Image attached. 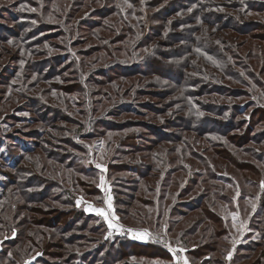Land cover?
<instances>
[{
	"label": "trees",
	"instance_id": "obj_1",
	"mask_svg": "<svg viewBox=\"0 0 264 264\" xmlns=\"http://www.w3.org/2000/svg\"><path fill=\"white\" fill-rule=\"evenodd\" d=\"M54 1L49 0V2ZM83 1L73 11L71 4L66 9L69 29L65 22L59 26L60 29L54 27L49 20L50 15L44 17V11L49 10L50 14L49 4L40 9L38 15L26 7L23 9L24 12L19 11L22 4L31 5L35 8L34 10H37L33 0H17L10 6V19L15 30L7 31L8 28L0 27V41L6 42L12 37L16 39L13 45L15 54L10 61L16 66L4 68L6 70L4 75L12 70L11 77L16 82L10 83V79L2 81L3 84L10 83L11 86L8 102H19L25 97L28 107L23 106V108L32 111L35 115L28 120L29 122H33L35 126L36 124L45 126V122L48 124L52 122L54 130H61L64 134L66 132L67 136L60 140L51 131L39 132L36 128L30 132L33 143L26 141L29 145L19 142L15 139L16 137L5 138L8 143L4 144V151L0 155V169L5 171L6 176V183L0 182L3 186L0 194V264L24 262H29L28 264H138L130 258L139 254L148 258L165 260L172 258L167 248L159 242H138L119 235L110 237L106 234V228L104 233H101L104 225L89 227L94 215H88L83 209L76 207V195L69 188L73 184L74 189L88 190L87 194L85 192L86 195L100 196V180H98L97 172L101 171L96 165L85 166V156L80 158L79 154L85 155L88 152V146L81 147L80 144H75L77 138L104 139L106 143H100L96 149L98 147L103 149L102 144H105V151L111 150L115 145L114 142H117V146L114 147L117 155L112 157L115 161L109 163L107 167L108 175L110 180H113V184L116 183L125 188V190L115 191L120 194L115 195L118 197L117 204L128 206L136 204V213L118 210L125 215H133L136 220L150 224L151 227L156 225L158 227L166 220L169 226L168 233L178 231L184 246H190L187 253L192 264H264V187L259 193L258 206L250 210L249 217H245L248 207L242 204V200L238 199L239 207L237 205L242 220L247 221L250 232L252 230L258 232L260 241L245 243L248 236H244L240 239L241 243H235L232 259L227 261L226 252H229L231 247L227 246L225 241L234 237V234L232 236L229 221L225 222L226 218L214 208L224 203L226 206L223 211L225 214L230 213L232 207L226 203H230V200L227 198L225 189L231 187L235 189L233 193H238L240 183L238 175L233 176L228 173V165H223L225 172H222L216 169L217 166L213 163L216 158L225 159L230 164H234L245 182L254 183L255 186L260 183L259 174L264 176V169L261 170V166H264V152L251 149L250 146L256 148L257 145L264 143L263 127L257 126L258 121L264 120V110H257L254 113V110L259 108L257 102L218 105L217 99H214L212 101L216 104L210 105L211 112L203 108L196 113L182 115V110L185 111V109H179V105H189L191 109L198 107L196 103L193 104V101L188 103L187 99L184 101L181 96H178L181 95L180 90L174 92L173 96L176 94L178 98L171 99L166 108L154 107L145 100L141 101L148 92V89L142 88L146 84L128 82L129 79L133 80L137 77L140 81H144L151 74L158 75L170 80L172 85L185 93V97L195 93L193 91L195 85L203 82L194 80L180 65L155 58V53L150 51L156 44V40L162 38L161 32L157 33L156 27L144 24L143 28H146V32H142L140 38L138 37L139 39L135 41V27L129 25L128 21H126L128 25H121L115 29L116 35L111 42L105 43L104 48L113 53V50L119 51L122 47L113 49L112 44L121 43L129 49L130 59L121 60L116 57L102 65L94 66L93 64L92 67L91 64L88 65L85 57L98 51L102 46L96 45L79 51L81 59L72 51V46L78 42L97 38L96 30H113L109 19L113 15L124 16V14L121 12L120 3L115 2L111 5L112 7L104 6L99 9L96 12L98 15H95L97 18L86 19L88 14L80 15L82 4L84 9L88 4V0ZM131 3L133 5L135 0ZM195 6L199 10H207L203 21L216 26L218 30L231 29L241 35L244 34L243 36L249 37L247 41H250L247 59H244L236 55L235 50L228 46L224 48L227 54L225 57L212 41L198 40L195 36L187 39L194 41L195 51L200 50L207 54L216 52L211 57L224 63L222 68L215 66L222 77L216 72L208 73L213 77H209L210 81L206 80L208 84L205 85L209 88L204 93H210L211 96L222 98V100L248 95L247 90L231 88L225 82L226 78L238 80V82L242 79L246 82L238 68L246 71L256 85L262 87L264 79L258 77L252 69H256L261 64V71H264V26L253 21L235 22V18L230 13L219 14L215 10V8L218 9V5H212L208 0L206 3L197 1ZM225 6L228 9L237 7L248 12L250 10L260 12L264 11V0H243L242 3L232 1ZM187 7L195 8L194 5H187ZM11 9H17V13L14 14ZM5 11L6 8H2L0 16L4 17ZM126 16L118 20L126 19ZM52 27L58 28V32L51 31ZM78 30L81 32L80 39H74ZM1 32L6 35H2ZM82 33H87L86 40L81 38ZM49 38L53 42L61 40L64 45L53 43L55 44L53 49H46L43 45ZM250 38L257 41L259 45L254 46ZM21 45L29 50L23 53L19 49ZM139 47L144 49L146 57L141 58L137 55ZM165 53L164 55L169 58L177 55L174 51ZM159 57L164 58L163 55ZM151 67L154 69L152 70ZM66 71L69 72V76L64 73ZM202 75L204 76L203 73ZM33 76L47 83L45 91L56 92L63 98L64 94L72 95L81 89L86 96V102L74 101L75 105H80V109L72 113L63 107H53L42 95L26 92L29 89L27 81L32 80ZM158 93L155 92V94ZM169 93L166 91L160 93V96L167 99ZM92 97H98V99L93 100ZM103 106L107 107L103 110V114L99 115ZM251 107L254 110L249 112ZM185 108L187 110V107ZM152 111L159 112L161 120L148 118V113ZM256 113L261 114V117L256 119L254 116ZM174 114L178 116L176 122H174L176 118L170 117ZM38 115L40 118L36 117ZM215 115H223V121ZM123 116L126 117L121 119ZM170 120L176 127L179 125L178 128L181 127V131L184 130L190 134L194 132L196 136L212 135L211 158L192 151L191 146L194 145L191 139H185L170 131L174 128ZM60 123L65 125L60 126ZM148 130L154 137H149ZM113 135L118 136L117 141L112 139ZM215 138H221V140L215 141ZM224 138L225 142L222 143ZM137 141H143L144 144L137 145ZM43 143L46 144L45 147ZM165 145H169L166 146L167 149ZM53 146L58 148L65 146L64 149L56 151L58 163H55L62 166L58 167L65 172L64 174L54 172L55 169L47 164L38 166L40 160L54 163L52 155L49 154L55 152L50 149ZM163 149L167 152L166 155L169 154L170 161L159 154V151H164ZM179 151H182V154ZM45 152H48V156ZM140 153L143 155L137 159L138 162L125 161L126 157ZM175 153L184 160H179V163L172 167L171 165L177 161ZM33 156L35 158L32 161ZM187 156L191 158L192 165H187L185 161ZM131 160H134V157ZM243 169L248 170L249 173H243L241 171ZM119 174L122 175L117 177ZM87 179H95V181L88 182ZM239 193H241L240 196L249 194L247 188L240 190ZM253 196L251 194L249 198ZM21 199L26 203L25 205L20 206ZM144 208L148 210L144 211ZM204 222H207V228L202 229ZM94 234H98V237ZM201 235L202 238L198 241ZM203 239L207 241L204 242ZM192 246L195 247L191 248ZM35 256L37 257L33 258Z\"/></svg>",
	"mask_w": 264,
	"mask_h": 264
},
{
	"label": "rangeland",
	"instance_id": "obj_2",
	"mask_svg": "<svg viewBox=\"0 0 264 264\" xmlns=\"http://www.w3.org/2000/svg\"><path fill=\"white\" fill-rule=\"evenodd\" d=\"M17 0H0V12L2 11V8H6V11L3 13L4 17L0 16V27L3 28H8L7 31L9 30H15L14 29V24L13 22H11L10 19V14H9V9L10 6L15 4ZM35 2V6H37V10H34L35 8H33L31 5H26V4H22L19 7V11L24 12L23 9L24 7H26L27 9H32V11L36 12L38 15V12L40 9H42L43 7H45V5H50V14H49V10L47 12L44 11V17L46 18L48 15H50V21L52 23V25H54V27H58L60 25H62L63 22H65L67 24L68 22V17L65 13L66 9L69 8V4H71V10L73 11V9H77L80 5L79 3L84 2L83 0H55L54 2H49V0H33ZM131 1L133 0H88V4L87 5H91V6H87V8H83V4H82V8L81 9V13L80 15H84V14H88L89 16H87L86 19H94L97 18L98 13H96L99 9H102L104 6L107 7H112L111 5H114L115 2L118 4L120 3L121 6V12L124 14V16L126 19L123 20H118V18L120 17H124L123 15L120 14L119 15H113L109 21L112 23L111 27L113 28V30H104V29H99L96 30L98 37L97 38H91L89 41H85V42H78L77 44H74V46H72V51L78 56V58H82L81 54L79 51L82 50H87L92 48L93 46L95 47L96 45H100L102 46L101 48H99L98 51L93 52L92 54H90V56L85 57L87 60L88 65H90L92 67V65L94 64V66L96 65H102L104 63H108L110 62V60L114 59V58H119L121 60H128L130 59V52L129 49L127 47H125V45L121 44V43H117V44H112V48H116V47H122L119 51H115L113 50L112 52H109L106 48H104L105 43H109L111 42V40L114 38V36L116 35L117 31L115 29H118L119 27H121V25H131L132 27H135V31L134 32V40L137 41V39L140 38V35L142 34V32H146V28H143L144 24L145 26L149 25L151 27H156L157 29V33L161 32L160 35H162V38H159L158 40H156V44H154L152 53H155V58L158 60H162L164 62H168V63H172V64H178L182 67V69L185 70V72L189 73L190 76L194 79V80H201V82L203 83H198L195 85V87L193 88V91H195V93H192L190 97H185V93L175 87L174 85L171 84L170 80H168L167 78H163L160 77L158 75H154L151 74L148 78L144 79V81H140L139 78L135 77V79L133 80H128V82L130 81H135L137 83H140L141 85H144V87H142L143 89L147 90L148 92H146L145 96L143 97V99L141 98V101H146L147 103L152 104L154 107H158V108H166L167 103L171 102V99H177L178 96H181V98L186 101V99L188 100V103L193 101V104H197V107H193L192 109L189 107V105H184L181 104L179 105V109H185L182 110V115H186V114H190V113H196V111H198L199 109H208L211 112V107L210 105L216 104L213 103L212 100L217 99V104L221 105V104H233V103H248V102H257L258 105L257 107H259L258 109L254 110L253 107L249 108V112H251L252 110H254V113L257 112V110H264V94H262V92H264V85L262 87H259L258 85H256V83L248 76V74H246V71L241 70L240 68H238L237 70H239L242 75H244V80L246 82H244L242 79L240 82H238V80H230L228 78H226L225 82L231 87V88H240L243 90H247L248 91V95H243L240 98H228V99H223L222 98H217L216 96H211L210 93L205 94V92L208 91L209 86L205 85L208 84L206 80L210 81L211 79H209V77H213V76H209L208 73L210 72H216L217 75H219L220 77H222V74L218 73L216 71V67L215 66H219V67H223L224 63L222 61L219 60H215L211 57V55L215 54V53H204L200 50H196L194 49V41H188L187 39L189 37L192 36V38L195 36L198 40H208L209 42L212 41L213 43H215V45H217L219 47V49L221 50V52L225 55V57H227V54L224 51V48L226 46L230 47L232 50H235L236 55H238L239 57H243L244 59L246 58V55L248 54V48L250 41H247L249 39V37H245L243 36L244 34H239L234 30L231 29H227V30H218L216 26L203 21L205 20V13H207V10H199L197 6H195L197 4V1L201 2H207V0H197V1H192V0H135V3L132 5ZM212 5L217 4V8H215V10L219 13V14H224V13H230L231 16L233 18H235V22H245V21H253V22H258L260 24H262L264 26V11H251L248 12L247 10H240L239 8L236 7V9H228L225 4H230L232 1L236 2V3H242L243 0H208ZM144 3V4H142ZM116 4V5H117ZM194 5L195 8H190L187 7V5ZM62 5V6H61ZM12 10V9H11ZM12 12L15 14L17 13V9H13ZM53 12V14H52ZM2 13V12H1ZM130 13V14H129ZM154 13V14H153ZM59 14V15H58ZM153 14L151 16V18H149V16ZM47 15V16H46ZM146 16V18H145ZM78 19V18H77ZM99 20V19H97ZM100 21V20H99ZM128 21V23L126 22ZM51 28V31H55L56 33L58 32V28ZM66 27H69V24L66 25ZM60 29V28H59ZM69 29V28H68ZM165 29V31H164ZM263 33V31H260ZM251 33V32H249ZM2 35H4V32H1ZM48 34H50V32H48ZM254 35V33H252ZM6 35V34H5ZM81 32L78 30L76 32L75 38L74 39H80ZM252 35V36H253ZM137 37V38H136ZM139 37V38H138ZM82 39H87V33H82L81 36ZM251 39V38H250ZM15 40L13 37L12 39H9L6 42L0 41V155L3 153L4 151V144L8 143V140L6 141V137H13L15 139H18L19 142L21 143H28L32 142L33 140L30 137V132L33 129H38L39 132L41 131H51L52 133H54L53 135H56L60 138H65L66 136V132L65 134L62 133L61 130H54L53 126H52V122L51 123H46L44 120V124L45 126H43L42 124H35L33 122H29L28 120L32 117H35V115L32 113V111L24 109V107H28L26 105V99L25 97L22 98V101H12V102H8V99L10 98L9 93L11 92L10 88V83H14L16 82V80L14 81L11 71L9 70L7 75H4L6 72V70H4V68L11 66L14 67L16 66V64H12L10 61L12 60V56L15 54V47L13 45H15ZM109 41V42H108ZM251 41H253L254 46H258L259 43L253 39H251ZM53 43H57V44H63V42L61 40L58 41H52L50 40V38L46 41V43H44L43 47H46V49L49 48H54ZM12 44V45H11ZM93 44V45H92ZM64 45V44H63ZM23 53L25 51H28L29 49L24 48V46H20V48ZM194 49V50H193ZM167 51H174L177 53L176 56H173V58H169L168 56L166 57L164 54H166L165 52ZM241 53V54H239ZM258 52V51H256ZM261 51H259L258 53H260ZM54 53H58L57 51H54ZM20 54L22 55V52H20ZM47 54V53H46ZM50 54H53L52 52H50ZM134 54V53H133ZM137 55L142 57H146V53L144 51L143 48L139 47L137 49ZM159 55L164 58H160ZM48 56V54H47ZM245 62H248L247 60H245ZM250 63V62H248ZM19 65V63L17 64V66ZM89 66V68H90ZM188 67V68H187ZM152 68V67H151ZM261 64L258 65V67L254 70L252 69V71L258 76L261 77L262 79H264V71H261ZM154 68H152L153 70ZM5 72V73H4ZM66 75L69 76V72L66 71L64 72ZM202 73L204 74V76L202 75ZM9 78H8V77ZM4 79L9 80L10 79V83L9 84H3L2 81ZM140 81V82H139ZM214 83V82H212ZM246 83V84H245ZM221 84V82H220ZM222 85V84H221ZM248 85V86H247ZM27 86H28V91H26L27 93H35L37 95H42L44 97V99L53 107H63L66 108L67 111L71 112L72 111H78L80 109V105H75L74 101H80V102H84L85 101V94L82 92L81 89H78L79 92H74L72 95L70 94H64V98L61 97L58 93L56 92H47L45 91V87L47 86V83H43L37 76H33L32 80H28L27 81ZM127 86V81L125 82V87ZM227 86V85H226ZM233 86V87H232ZM202 87V88H201ZM90 89V88H89ZM91 89H94V87H91ZM176 90H180L181 91V95H174V92ZM166 91H169L170 95L169 97L167 96V99H164L160 96V93H165ZM192 91V89H191ZM158 93V94H155ZM203 93V94H202ZM17 97V95H16ZM15 98V95H14ZM70 99V100H69ZM93 100L98 99V97L94 98L92 97ZM14 100V99H13ZM87 100V99H86ZM173 100V101H175ZM86 102V101H85ZM213 103V104H212ZM23 104V105H22ZM209 104V105H206ZM214 106V105H213ZM228 106V105H226ZM105 107L107 106H103V109L101 108L99 111V115L102 113L103 114V110H105ZM175 107V106H174ZM174 107L172 108V110L174 109ZM187 107V110L186 108ZM21 108V109H20ZM168 109V108H167ZM166 109V110H167ZM35 114L37 115V113L35 112ZM159 112L156 111H152L148 113L147 117L148 118H154L155 120H161V118H159ZM161 115V114H160ZM171 115V114H169ZM223 116V115H222ZM219 116V115H215L216 118H218L219 120L223 121V117ZM255 118H259L261 117V114L256 113L254 114ZM39 117L40 116H36ZM126 116L121 117V119L125 118ZM171 119L176 118L178 116H176L174 114V116H170ZM245 118V116H244ZM178 120V118H176V120H174V122H176ZM226 120V117H225ZM171 121V120H170ZM171 121V124L174 126V128H172V131L174 134H178L181 135V137L187 139H191V143L194 146H191V150L195 151L201 155L204 156H210L211 153V147H210V141L213 139L212 135H198L191 132L187 133L181 131V127H179V125H177L178 127H176ZM259 123L257 124V126L259 127H263L264 130V120L263 121H258ZM157 123H159V121H157ZM60 126L65 125L63 123L59 124ZM149 134V137H154L152 135L151 131H147ZM45 133V132H44ZM50 134V133H49ZM196 137V138H195ZM112 139L114 141L118 140V136L117 135H113ZM61 140V139H60ZM220 141L221 138H215V141ZM224 141L222 143L225 142V138L223 139ZM25 141V142H24ZM29 141V142H26ZM75 144H80L81 147L83 146H88L87 147V153L84 155L82 153H80V158L85 156V166L87 165H100V167H98V169L101 172H97L98 173V180H100L99 183V188L101 190V195L100 196H94V195H86L87 191H82L81 189L77 188L74 189L73 188V184L71 185V188H69L72 193H74L76 195V199H75V203H76V207L77 208H81L83 209L88 215H94V219L92 220L91 224L89 225L90 228H93L95 226H103L102 228L103 230L101 231V233H104L105 228L107 229V235L110 237L113 236H117L114 235L115 233H120L121 236L125 237V238H129L132 239L134 241H138V242H159L161 243L165 248H167V250L169 251L170 255L172 258L170 259H162V258H155V257H146L143 254H139L138 256H132L130 258V260H132L135 263L138 264H177V261L174 259L173 257V253L169 250V248L171 249H183V251H177L176 253V257H179V262L178 264H183L184 259L186 258L188 261V264H192L189 257H188V249L190 246L185 247L183 242L181 241V238L178 236V231L173 232L172 234L168 233V224L166 223V220H164L163 222H161V225H156V227H151L150 224L147 223H143L142 221L136 220L135 217H133V215H125L124 213H121V211H119L118 209H121L123 212H127V211H131L132 213H136V204L134 205H119L117 204V200L118 197H116L115 195H120L118 192L119 189H123L125 190V188H123L122 186H119L118 184H113V180H110L109 175H108V169L107 167L109 166V163L115 161L112 159V157L114 155H117L115 153V149L114 147L117 146V142H114L115 145H113L114 147L111 148V150H106V145H104L103 149L97 148V146L100 145V143H106V140L101 139H86V138H77V140H75L74 142ZM44 147L46 146L45 143H43ZM55 144V143H54ZM57 144H60L57 142ZM73 144V145H75ZM144 142L143 141H137V145H143ZM166 146L169 145H165V149H167ZM4 147V148H3ZM63 147L65 146H61V148H58V146H53L52 148H50L51 150L53 149L55 152L49 153L50 155H52V161L53 162H44L42 160L38 161L39 165L38 166H44V165H48L51 168H54V172H61L62 174H64L65 172H63L62 170H60V168L58 166H60V164H56L58 163L57 159V150L60 151V149H64ZM251 149L257 150L259 149L260 151L264 152V143L262 145H257L256 148H252L250 146ZM89 149V150H88ZM263 149V150H262ZM99 150V151H98ZM164 150V149H163ZM159 151V150H158ZM41 152V151H39ZM38 152V153H39ZM182 154V151H179ZM233 152H235V150H233ZM48 156V152H45ZM111 153V154H110ZM158 153V152H157ZM78 154V153H77ZM159 154L162 155V157L166 158L167 160L170 161L169 154H167V152L164 150L163 152L159 151ZM190 154V152H189ZM143 154H135L134 156L131 157H126L125 161H133V162H138L137 159H140L141 156ZM164 155V156H163ZM172 156V154H171ZM174 156H177L176 153L174 154ZM134 157V160H131ZM35 158V156H33L31 158V160L33 161ZM181 158V159H180ZM179 160H184L182 157L177 156V161L175 163H173L171 166L174 167L177 163H179ZM248 160V158H247ZM187 165H192V160L189 156H187L186 160ZM213 161V160H212ZM185 163V162H184ZM214 165H216V169L218 170H222V172H225L224 166L223 165H228V173L232 174L233 176L238 175V182L240 183L237 192L238 193H233L234 190L229 187L225 189V193L227 194V198L230 200V203L226 202L230 207H232L230 209V213L225 214V212L223 211L224 207L226 206L224 203H220L219 205L215 206V210L218 211V213H220L223 217H225L226 219L224 220L225 222H227L226 220L229 221L230 227H231V233L232 236L234 234V237H230L229 239H227L225 241V243H227V246L231 247V250L229 252H226L227 256V261L232 259V256L234 254L235 251V243H241L244 236H248L247 239L245 241V243H251L252 241L256 240V241H260L259 240V236H258V232L257 231H253L250 232L251 230H249V226L246 222H244L242 220V216L240 213V210H237V205L239 207V203H238V199L242 200V204L245 205V207H248V211L245 214V217H249L250 213H251V209H255L258 206L259 203V193L260 191H262L261 189L264 187V176H260L261 173L259 174V181L260 183H258V185L255 186L254 183L250 184L247 183L243 180L242 175L240 174V172L238 170L235 169L234 164L233 163H229L227 160H222L219 158H216L214 160ZM62 167V166H60ZM196 168V167H195ZM4 169V168H3ZM103 169V170H102ZM264 169V166H261V170ZM196 170V169H194ZM193 170V171H194ZM3 171V172H2ZM0 169V182L6 183V176L4 174V170ZM243 173L247 172L249 173L248 170L243 169L241 170ZM241 172V173H242ZM227 173V172H226ZM238 173V174H237ZM34 175V174H31ZM122 174H119L117 177H120ZM114 179V178H113ZM88 180V179H87ZM95 181V179H91L88 180V182H92ZM118 181V180H117ZM2 187L0 185V194L2 193ZM234 188V187H233ZM240 188V189H239ZM244 188H247L248 190V195L247 196H240L241 193H239L240 190H243ZM86 192V194H85ZM115 192V193H114ZM254 195L252 198H249L250 195ZM121 197V196H120ZM122 197H125L124 195H122ZM240 197V198H239ZM22 200V199H21ZM109 201L111 203V208H109ZM130 203V202H129ZM26 203L22 200L20 202V206L21 205H25ZM54 205V204H53ZM91 206V207H89ZM218 206V207H217ZM236 208V210H235ZM86 209H88L86 211ZM94 209H102L104 210V212L106 213V215L108 216V220H105L104 217L97 215L96 211H94ZM147 208H144V211H147ZM121 213V214H120ZM51 215H53L51 213ZM114 217V218H113ZM153 219V217L151 218V220ZM111 221V223L113 224L112 228L108 227V222ZM207 222H204L202 224V229L207 228ZM142 233H147V235L141 239V238H134V236H136L137 234H142ZM14 236V235H13ZM94 236L98 237V234H94ZM202 235L199 236L198 241L201 240ZM204 242H206V239H203ZM166 243L170 246L169 248L166 246ZM223 242V248L225 247ZM195 246H192L191 248H194ZM179 254V256H178ZM231 254V255H230ZM37 256L33 257L36 258ZM225 258V259H226ZM29 261V260H28ZM33 262V261H32ZM29 262H24L22 264H28Z\"/></svg>",
	"mask_w": 264,
	"mask_h": 264
},
{
	"label": "snow or ice",
	"instance_id": "obj_3",
	"mask_svg": "<svg viewBox=\"0 0 264 264\" xmlns=\"http://www.w3.org/2000/svg\"><path fill=\"white\" fill-rule=\"evenodd\" d=\"M97 167H100V165H97ZM103 170V169H102ZM91 207V206H89ZM109 208H111V203L109 201ZM88 209H86L87 211ZM94 211H96L97 215L99 216H102L105 218V220H108V216L106 215V213L104 212V210L102 209H94ZM114 218V217H113ZM108 227L109 228H112L113 227V224L111 223V221L108 222ZM147 235V233H142V234H137L136 236H134V238H141L143 239L145 236ZM172 253H173V257L174 259L177 261V264L179 262V257H176V253L177 251H183V249H169ZM231 255V254H230ZM183 264H188V261L187 259L185 258L184 261H183Z\"/></svg>",
	"mask_w": 264,
	"mask_h": 264
},
{
	"label": "built area",
	"instance_id": "obj_4",
	"mask_svg": "<svg viewBox=\"0 0 264 264\" xmlns=\"http://www.w3.org/2000/svg\"><path fill=\"white\" fill-rule=\"evenodd\" d=\"M114 235H119V236H121V234L120 233H115ZM166 246L169 248L170 246L166 243ZM170 249V248H169ZM178 256H179V254H178Z\"/></svg>",
	"mask_w": 264,
	"mask_h": 264
}]
</instances>
